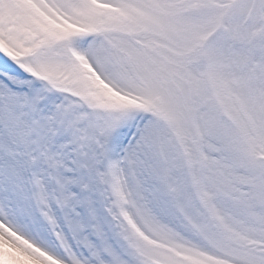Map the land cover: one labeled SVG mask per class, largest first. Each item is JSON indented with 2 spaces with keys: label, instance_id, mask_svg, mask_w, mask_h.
<instances>
[{
  "label": "snow or ice",
  "instance_id": "obj_1",
  "mask_svg": "<svg viewBox=\"0 0 264 264\" xmlns=\"http://www.w3.org/2000/svg\"><path fill=\"white\" fill-rule=\"evenodd\" d=\"M0 264H264V0H0Z\"/></svg>",
  "mask_w": 264,
  "mask_h": 264
}]
</instances>
